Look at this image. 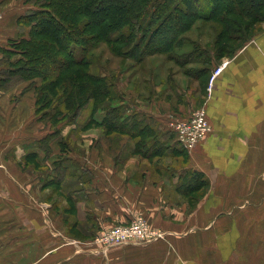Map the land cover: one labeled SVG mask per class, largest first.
Listing matches in <instances>:
<instances>
[{
  "label": "crops",
  "instance_id": "crops-1",
  "mask_svg": "<svg viewBox=\"0 0 264 264\" xmlns=\"http://www.w3.org/2000/svg\"><path fill=\"white\" fill-rule=\"evenodd\" d=\"M18 8L0 0V11H11L15 24ZM18 37L0 26V43ZM240 49L208 91L213 130L182 160L184 169L206 172L212 181L197 203L189 194L196 189L179 182L170 155L167 164L160 154L123 153L125 138L114 156L90 136L86 168L76 153L61 161L55 145L48 143L44 154L40 146L55 132L36 113L42 80L0 88V264H263L264 184L258 172L264 160V29ZM156 126L159 141L167 143V124ZM45 156L61 163L38 171L43 163L48 167ZM71 159L80 166L70 169ZM139 215L165 237L97 252L100 230Z\"/></svg>",
  "mask_w": 264,
  "mask_h": 264
},
{
  "label": "trees",
  "instance_id": "trees-1",
  "mask_svg": "<svg viewBox=\"0 0 264 264\" xmlns=\"http://www.w3.org/2000/svg\"><path fill=\"white\" fill-rule=\"evenodd\" d=\"M197 1L26 0L37 7L23 16L31 32L14 40L13 49L5 51L8 59L3 61L11 65L0 71V87L12 78L22 82L40 77L37 111L52 106L54 124L60 118H75L92 104L93 112H107L101 123L107 137L111 133L138 137L132 150L139 152L150 145V153L160 154L164 142L159 141L158 130L146 122L144 115L126 106L116 87L115 75L93 71L96 59L93 51L105 45L121 61L131 59L140 64L150 56L167 54L186 77L201 79L207 86L213 58L229 56L234 48L229 46L232 41L245 42L259 31L258 24L264 21L261 16L264 0H203L204 12L197 9ZM198 21L204 23V28L209 24L214 37L206 43V49L194 47L178 55L176 51L188 43L194 44L188 34ZM12 55L17 58L11 60ZM191 63L200 66L187 67ZM169 72L168 86L159 82L154 90L165 87L179 98L176 90L180 85L178 80L171 79ZM148 92L154 95L152 89ZM148 139L154 140L152 144ZM108 140L106 149L115 152L118 139L108 137ZM199 186L193 185L195 191L206 185ZM195 191L189 194L195 197Z\"/></svg>",
  "mask_w": 264,
  "mask_h": 264
},
{
  "label": "rangeland",
  "instance_id": "rangeland-1",
  "mask_svg": "<svg viewBox=\"0 0 264 264\" xmlns=\"http://www.w3.org/2000/svg\"><path fill=\"white\" fill-rule=\"evenodd\" d=\"M5 1H11L12 3L17 2V5L20 8V9L18 8L19 14L17 15V18L18 17L19 18H18V22L15 21L16 22L15 24L13 21L14 17H10V15H8V13L11 11H5L4 9H2V11H0V26H4L8 28L10 31H12V33L18 32L19 39L22 36L24 37V36L30 35L31 27L29 26V24H24V20L26 19L23 18V16L27 15L28 13H30L33 9H36L37 7L32 3L26 2V0H5ZM196 5L199 11L204 12L205 4L203 0L197 1ZM261 16L264 18V9L262 11ZM21 22L23 25L21 24ZM203 24L204 23L202 21L196 22V25L194 26L192 31L188 34L192 38V40H194V44L188 43L186 46H184L182 50L176 51L178 52V55H183L184 52L193 50L194 47H199V50L207 48L206 43L210 42L214 36H211L212 31L209 27V24L206 25L205 28ZM258 28H259L258 29L259 32H256V34L253 35L247 41L245 42L243 40L232 41L229 44V46H234V48L229 56H224L219 59L213 58V62H211V68H210L211 73L209 75L207 86H205L206 82L201 81V79L196 80L194 78L186 77L183 73V69H181L172 60H169L167 54H157L154 56H150L146 59L145 62L140 64V63H136L135 61L131 59H128L127 61H121V59L117 57L116 55H114L113 52L110 49H108L107 46L105 45H101L100 47H98L97 49L93 51V55L96 57L95 63L92 68L93 71L99 74L111 75L112 77L116 76L115 78L116 79L115 82H117L116 87L118 88L121 95L124 96V100L125 102H127L126 106L130 107L132 111L135 110L139 112L140 114L144 115V117L146 118V122L151 123L153 128L156 130H158V127L156 125H158L159 122L167 124L168 129L166 130L168 131L167 132L168 134H165V135L166 136L170 135V137L172 138L171 139L169 137L167 140L168 141L167 143H170L171 146L166 145L167 143L164 142V148H162L163 151L161 150L160 155L164 156L162 158L166 161L165 163L167 164L170 161L166 156L170 155V158L173 160L172 161L173 170L179 169L178 174H180L179 176L180 183L185 184L188 182L196 186L206 185L203 188L205 191L203 192L201 191V193H195L196 203L197 201L201 199V197L206 195L209 188H211L210 183L212 181L211 182L208 181L207 179L208 176L206 175L207 174L206 172L204 173L202 171H199L193 168L184 169L185 164L182 162V160L187 159L188 161L190 158V155L195 152L196 148L193 149L192 151H188V149H185L184 147H182V145L177 141L176 135H174L175 133L171 130V127H169V124H168L169 115L177 116V117H186L189 114H191L193 111L199 109V107H202V105H207L205 102L208 99V94H209V97L211 94V92H208L210 91L208 90V88H209V81H210V76L212 74V71L224 60L230 61V59L233 58L234 55H236V53L241 50L240 48H242L248 42L253 40L254 37H256L257 34L260 33L264 29V21L258 24ZM232 34L234 36H237L235 35L236 34L235 31H233ZM9 36L17 38L16 34L9 35ZM16 38L15 39H5L3 43L2 42L0 43V49H1L0 62H2V67H0V71L2 69L4 70V68H10L11 63L8 64V62H4L3 59L4 60L8 59V56H6L5 51H7V49H10V48L13 49V46H14L13 43H14V40L16 41ZM72 43L73 42H71V44ZM196 44L199 46H197ZM211 53L213 54L214 51L211 50L210 54ZM16 58H17V55L11 56V60H14ZM135 63L136 65H134ZM192 66L197 68L200 65L196 63H191V64H188L187 67H192ZM227 67L228 66H226V68ZM169 70H170L169 75L171 79L178 80V84L180 85V88L176 90L177 91L176 93L178 94L179 98L175 97V93L174 92L172 93L170 89H165V87L160 88L161 86H159V88H157L156 91L154 90V88L157 87L159 82L160 83L162 82L161 85L168 86L169 84L168 82L170 80L168 79L169 76L167 75V73ZM37 79L42 80L40 77H35V78L29 79L26 81L35 82ZM22 83H25V81L21 82V81H17L16 78H12L8 80V83L2 82L1 84H3L4 87H0V88L5 91L11 90L13 88H16L18 85ZM38 87L36 88V91ZM150 89H152V92L154 93L153 96L149 95L148 91ZM180 104H184L185 106H181ZM192 106H193V108H191L192 110L190 111L185 110ZM36 113L39 115L40 121H43L47 126H49L50 132H55L52 134L55 136L49 138L47 141H45L40 146L41 150H43V153L46 154L48 153L49 147L51 145H55L59 147L61 149V154H62L60 155L61 161H63L62 158H66L67 160H70L69 155L71 153H76L75 155H77L80 161L79 160L74 161L73 159H71V161H68L67 165H70L69 166L70 169L71 168L75 169L77 168V166H80L77 161L81 162L82 164L84 163L85 168L87 167L85 163H88L89 165L88 158L85 157V155L90 152L91 141L88 139L90 138V136H93L92 138H95V139L96 137H98V139L95 141L96 147H99L101 150H104V151L106 150L105 145L109 142L108 137L109 138L113 137L115 139H118V142H116L115 144L116 150L121 147V146L119 147V143H120L119 139L122 138L123 140L125 138L127 139V143L124 145V147L121 150L123 153L127 152L128 150H130V152H132V154L136 156H140L138 154L139 152L142 154L150 153L149 152L150 151L149 147H151L150 145L146 148V150L142 149L139 152L132 150V148L133 149L135 148L134 142L138 140L137 139L138 137L132 138L127 135L124 136L118 133H111L107 137L106 136L107 131L104 128V126L101 125V123L104 121V119L107 116V112H104V111L93 112L92 104H89L83 110H81L79 115L75 116V118L73 119L68 118V117L60 118L58 122L55 124L53 123V120L51 119V115L55 113V112H52V106H49L48 108L47 107L43 108L42 111L40 112L37 111ZM209 119H210V124L212 126L211 118ZM212 130H213V127H212ZM95 139H93V142ZM148 140L150 144H152L151 141L152 142L154 141L152 139H148ZM48 143L50 144V146H48ZM173 144H174V148L172 147ZM117 152L118 151L113 152L114 154L112 155L117 156ZM43 159L48 164V167L45 166L43 163V165L41 164L40 167L37 166L38 168L36 169L38 171H39V168H45V169H51V167L56 168L58 165L57 163H61V162H58L59 159L52 161L50 160V158L48 160L46 156ZM260 161L261 162H260L259 172H258L259 173V184L263 188L264 160H260ZM180 169H183V170L181 171ZM196 176L197 178L193 179V177H196ZM66 179H67V184H71L70 180H68L70 178L67 177ZM213 186L214 188L215 186L217 187L216 183H214ZM50 188L52 189L53 187L50 186ZM213 192L211 194H214ZM55 199H57V196H53L52 198L48 200V202L53 203ZM190 204H192V202H190ZM261 213L262 212H260L258 215V224H257L258 227L257 228L259 231H260L261 220H262ZM137 217H143L147 221L149 227L153 230H156L151 227L150 223L148 222L145 216L139 215ZM133 220H130L129 222L122 223V224H116V225L125 226L131 223ZM110 228L111 227L100 230L94 237L95 242L100 243L98 239L99 238L101 239V236H102L101 234H103L105 231H108ZM156 231H159V230H156ZM159 233L162 235L153 239L152 241H150V243L160 240L164 238L166 235V232L164 231H159ZM150 243L149 242L147 243L133 242L132 244L146 245ZM126 244H131V243H126ZM121 245H124V244H121ZM103 249H104L103 244L101 245L100 243V248H98L97 252L103 254L106 252V250H108V249H104L105 252H103L102 251ZM263 264H264V259H263Z\"/></svg>",
  "mask_w": 264,
  "mask_h": 264
},
{
  "label": "built area",
  "instance_id": "built-area-1",
  "mask_svg": "<svg viewBox=\"0 0 264 264\" xmlns=\"http://www.w3.org/2000/svg\"><path fill=\"white\" fill-rule=\"evenodd\" d=\"M228 62L229 60H224L214 68L210 76L208 90L211 91L214 81L222 74L226 66H228ZM168 124L175 133L174 135H176L177 141L182 147L188 149V151L195 149L212 131L205 105H202V107H199V109L193 111L186 117L169 115ZM101 235V239L99 238L98 241L101 245L103 244L104 249H108L126 243H150V241L162 234L159 231L151 229L143 217H137L128 225H115ZM104 249L102 250L103 252H105Z\"/></svg>",
  "mask_w": 264,
  "mask_h": 264
}]
</instances>
